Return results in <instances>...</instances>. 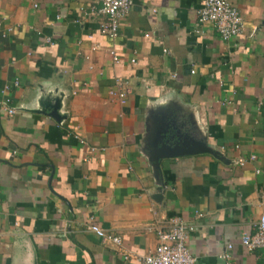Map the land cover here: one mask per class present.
<instances>
[{
	"label": "crops",
	"instance_id": "crops-1",
	"mask_svg": "<svg viewBox=\"0 0 264 264\" xmlns=\"http://www.w3.org/2000/svg\"><path fill=\"white\" fill-rule=\"evenodd\" d=\"M132 1L112 40L96 0H0V264H139L179 216L194 264H264L240 242L264 216V0H230L228 41L203 0ZM177 135L217 155L156 160Z\"/></svg>",
	"mask_w": 264,
	"mask_h": 264
},
{
	"label": "built area",
	"instance_id": "built-area-1",
	"mask_svg": "<svg viewBox=\"0 0 264 264\" xmlns=\"http://www.w3.org/2000/svg\"><path fill=\"white\" fill-rule=\"evenodd\" d=\"M96 2L99 4L96 13L102 17L99 23V33L106 38L116 39L119 36L120 24L128 16L133 1L96 0ZM197 16L199 22L211 23L224 41L236 38L245 31V23L238 10L231 5L230 0H203ZM109 55L113 63L120 61L114 50H110ZM132 62L134 63V60ZM130 92L128 82L119 78L115 80L114 86L110 88L108 94L115 98L119 104H125ZM5 110L10 115L15 113L8 106L5 107ZM79 143L83 144L84 141L79 140ZM238 162L242 166L245 160L240 159ZM198 217L201 216L198 215ZM89 229L103 242L112 245L124 260L133 257L131 253L123 249L122 240L118 236L105 233L95 224H90ZM194 231L195 227L182 217L171 218L168 228L156 229L159 244L154 252L146 256L136 257V259L139 264H194L195 258L186 247L188 236ZM240 242L247 251L261 250L264 252V216L259 217L255 232L242 234ZM231 249L232 245L227 244L226 250L221 254L222 260L226 262L230 260Z\"/></svg>",
	"mask_w": 264,
	"mask_h": 264
},
{
	"label": "water",
	"instance_id": "water-1",
	"mask_svg": "<svg viewBox=\"0 0 264 264\" xmlns=\"http://www.w3.org/2000/svg\"><path fill=\"white\" fill-rule=\"evenodd\" d=\"M174 138H176V140L172 141ZM197 153L217 155L214 151L206 148L200 142H195L194 140L186 137L180 138L179 135H177V137L172 136L171 139H167L166 142L161 144V147L154 157L157 160L161 158H173Z\"/></svg>",
	"mask_w": 264,
	"mask_h": 264
}]
</instances>
